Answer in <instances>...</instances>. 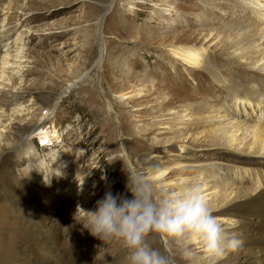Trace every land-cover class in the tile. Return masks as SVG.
I'll list each match as a JSON object with an SVG mask.
<instances>
[{"label":"rangeland","instance_id":"rangeland-1","mask_svg":"<svg viewBox=\"0 0 264 264\" xmlns=\"http://www.w3.org/2000/svg\"><path fill=\"white\" fill-rule=\"evenodd\" d=\"M112 1L98 37L99 19ZM248 3L0 0V264H30L20 251L26 240L39 252H49L57 264H125L118 242L105 244L79 222L84 215L81 209L94 210L108 191L131 199L126 175L139 171L144 156L182 157L180 146L199 155L209 145L206 137L228 122L250 127L264 123V106L256 99L264 84L255 83L259 80L252 75L264 63L253 64L261 59L258 50L264 48V38L251 36L241 41L242 35L262 37L264 22ZM202 23H208L206 29H212L214 36L217 26L235 23L230 37L241 48L235 54H230L234 50L230 49L228 56L239 60L241 51L248 53L247 58L253 54L252 59L229 66L221 61L212 66L206 57L208 72L223 68L234 74L235 81L246 78L252 82L245 84L248 93L243 101L233 102L224 94L221 83L225 77L220 81L210 80L206 73L190 76L191 69L170 54L172 48L185 45L176 36L193 33L199 37ZM222 35L206 50L208 56L218 54L226 61L222 45L227 38ZM94 63L96 67L89 71ZM236 68L246 72L238 75ZM233 88L239 90L240 86ZM148 94L150 100L143 98ZM172 99L178 102L161 106ZM196 105L206 113L192 114L191 119L212 117L218 106L225 118L187 127L177 136L183 126L169 124L174 120L170 115ZM161 123L167 125H158ZM242 134L236 136L242 139ZM196 135L201 137L197 144ZM251 141L246 134L242 144ZM206 160L195 165L177 159L180 166L171 176L153 183L161 193L185 183L205 184L210 188L206 193H212V186L220 183L233 195L252 188L264 192V166ZM188 166L191 172L181 174ZM206 198L209 202L211 196ZM31 206L54 211L46 214L43 223ZM54 219L56 228L51 230ZM217 220L229 235L242 240L236 222ZM154 246L166 251L174 264H207L198 250L186 259L182 250L166 239ZM241 251L238 260L245 259L241 264H258L256 256Z\"/></svg>","mask_w":264,"mask_h":264},{"label":"bare ground","instance_id":"bare-ground-1","mask_svg":"<svg viewBox=\"0 0 264 264\" xmlns=\"http://www.w3.org/2000/svg\"><path fill=\"white\" fill-rule=\"evenodd\" d=\"M260 3L259 0H249L248 8L253 12V14H256V12H258L260 14L262 22H264V3ZM201 26L204 27L202 28L203 34H199V37L198 34L194 35L193 33H190L186 36H176V39L181 40L180 43H184L185 45L172 48L170 50V54H172L175 58H178L183 64L187 65L191 69L190 76H197L200 73H206L207 76H209L210 80L219 79L220 81L223 80V78L225 77L224 82L221 83L222 91L224 92V94L229 96L233 102H238V100L239 102L243 101L247 96L245 94L248 93L247 91H245V84H251L252 82L248 83L246 81V78L235 81L233 79L234 74H228L223 68H217L215 71L208 72V70L205 68L206 57H209L208 61L210 64L212 63V66H216L215 62L218 61L225 62V66H229L230 64H235L234 62L238 63V61L240 60H250L253 58V54L250 55V58H247L246 55L248 53H242L241 51L238 54L239 60H237L235 56H228V52L230 51V49H234L233 52L230 54H235L236 51L241 48V46H239L237 43L236 45H234L230 37V29L234 28L235 23H231L229 24V26H217L214 29V31H216L215 36L212 35V29H206V27H208V23H202ZM219 34H223L221 37L224 40L227 38L225 41H223L222 45V52H226L227 54L226 61H223L222 56H219L218 54L216 55L211 53L210 56L207 55L208 52L206 48H209L210 46H212L213 43H215ZM224 35H228L229 37H224ZM251 36H253L255 40H260L264 38V35H262V37H254V35H249V37H246L242 35L241 41L244 42L246 40H249ZM258 51H261V59L260 61L257 60L255 63H253L254 65L264 60V48H261ZM263 71L264 63L259 66L257 70L252 71V75H254L256 80H259V83H255L259 85L264 84V75L259 74ZM245 72L246 71L244 70L236 68V74L238 75H244ZM2 76L3 75L0 74V78H2ZM145 81L149 80L145 79ZM235 84H239V90L233 88V85ZM257 91L259 92V94L257 95L256 99H258L259 104L262 103L264 106V88H260ZM250 94L253 95L252 93ZM258 97L262 98L259 99ZM143 98H145L146 100H150L149 94L146 96L143 95ZM182 98L183 97H180L178 99L181 100ZM178 99L169 100L166 103H163L161 106L163 108L170 107L171 105H173L174 102H178ZM131 102L133 104L136 102V100H133ZM222 109L223 108L221 106H218V112L212 117H199L193 119H191L192 114L206 113L205 109L201 105H196L194 108H192V110L188 109V111L178 110L170 115L172 119L174 118V120L169 124H173V122H176V126H183V131L180 130L181 132H178L177 135L181 137L183 135V132L185 131L184 129L187 127L191 126L193 129V126L195 127L197 125L210 124L212 123V121H214L212 120V118L217 120L224 119L225 115H221ZM208 113L212 114L213 111L209 110ZM187 117L189 118L185 120V118ZM163 124L166 123H161L158 125ZM226 125L227 126H223L212 131V135H208L206 137L208 139L207 142L209 145L204 148V150H202L199 155H193L186 149H183L182 146H180V151H182L183 153L182 157L164 160L159 158L153 159L152 157L149 159L144 156L145 158L140 161L141 168L138 170L140 172H143L147 176V178L150 179L152 182H155L165 179L168 175L171 176L172 170L180 166V161H175L177 159L185 161L187 160V162H185L186 164L193 162L195 165L199 162L202 163L204 161H207L206 159H217L220 161L228 160L232 163H254L259 166H264V123H260L252 127L243 125L240 122L232 124L231 126L228 122V124ZM228 126L230 127L227 129ZM238 132L243 133L242 139H239L236 136L240 134ZM246 134H249L251 136L252 141L250 143L242 144L243 141H246ZM196 136L197 137L194 141L195 144H197L201 138L198 135ZM186 140V138L183 139V141ZM230 149H233V151L229 152ZM164 155H167L166 152H164ZM187 172H191L190 166L180 170L181 174L187 175ZM225 186L226 184H214V186H212V193L209 192L211 194L208 195L209 193L206 192L209 191L210 188H206L205 184L202 185V188H204V195L206 197L211 196V198L209 199V207L212 209L213 215L216 217V219L229 218L233 220L237 223V228H239L241 230V233H243L241 247L236 252L229 254L225 259L220 262V264L243 263L245 259L242 262H239L238 260V257L243 255L241 250L249 251L250 254L256 256L258 260L256 262L258 264H264V192H257L255 188H252L246 190H237L236 192H234L233 195V191H230L229 193L226 192ZM18 199L22 201L25 200V198L22 197H19ZM35 202L37 203V201ZM43 207L37 209V206H31L30 208L38 210L37 216H39L41 218L40 220H42L44 223L46 219H48L46 218V214L48 215L49 212L54 211V209L46 210V208ZM54 222L55 219L50 222L49 227L51 228V230L56 228ZM24 244V249L20 250L21 255L26 260H28L30 264H57L53 262V258H50L49 252H39L35 249V247L31 246L27 240Z\"/></svg>","mask_w":264,"mask_h":264},{"label":"clouds","instance_id":"clouds-1","mask_svg":"<svg viewBox=\"0 0 264 264\" xmlns=\"http://www.w3.org/2000/svg\"><path fill=\"white\" fill-rule=\"evenodd\" d=\"M126 176L131 199L105 192L94 210L81 209L79 220L105 244L118 242L125 264H174L166 251L154 246L161 239L179 247L186 259L198 250L207 264H220L241 247L242 241L213 215L200 185L161 193L143 172Z\"/></svg>","mask_w":264,"mask_h":264},{"label":"water","instance_id":"water-1","mask_svg":"<svg viewBox=\"0 0 264 264\" xmlns=\"http://www.w3.org/2000/svg\"><path fill=\"white\" fill-rule=\"evenodd\" d=\"M112 3H113V1L111 2V5L109 6V8H107L106 9V11H104V13L101 15V17H100V22H99V28H98V37H99V34H100V30H101V25H102V19H103V17L107 14V12L110 10V8H111V6H112ZM96 65L97 64H93V67L89 70V71H91L93 68H95L96 67ZM80 80V79H79Z\"/></svg>","mask_w":264,"mask_h":264}]
</instances>
